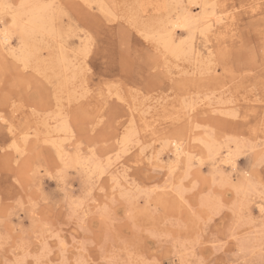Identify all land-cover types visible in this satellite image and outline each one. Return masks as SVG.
I'll return each mask as SVG.
<instances>
[{"label":"rangeland","instance_id":"374dc122","mask_svg":"<svg viewBox=\"0 0 264 264\" xmlns=\"http://www.w3.org/2000/svg\"><path fill=\"white\" fill-rule=\"evenodd\" d=\"M39 11L22 44L13 18ZM185 12L199 25L176 30L181 56L145 37ZM3 29L0 264L264 261V0H0ZM124 29L139 57L127 70ZM176 142L191 158L172 170ZM227 151L234 166L218 164Z\"/></svg>","mask_w":264,"mask_h":264},{"label":"bare ground","instance_id":"6f19581e","mask_svg":"<svg viewBox=\"0 0 264 264\" xmlns=\"http://www.w3.org/2000/svg\"><path fill=\"white\" fill-rule=\"evenodd\" d=\"M36 9H38V8H34V10H36ZM24 10H26V9H24ZM22 11H21V13H22ZM24 12H26V11H24ZM28 13H30V12L27 11L26 14H28ZM33 15H35V16L32 19L30 18L31 20L29 22L27 21L28 22L27 25H24L25 23L23 22L24 23L23 24L24 26L23 25H20L19 26L20 23H19V20L17 18L15 19V23H12L11 29H16L18 31V33L20 34V38H21L22 44H25V45L27 44V41H28L29 37L31 36L32 32H34V31H39V32L43 31L42 29H43V26H44V20L45 19L42 18V16H41L42 14L39 11L36 14H33ZM222 15H224V12H222L220 14L214 13V14H212L211 18L210 17H206L208 19V21H207V25L208 26L205 25L206 28L205 27L204 28L208 31L209 27L211 28V27H214L215 25H219V24L223 23L222 21H223V17L224 16H222ZM191 17L188 16L186 14V12H185V14H182L181 16L166 17L165 19H162L159 22H157V24H156V26L154 28L151 26L150 27L151 28V32L145 31V37L148 38L153 33H156L157 36L159 37V40L158 41L161 44V46L163 47L164 52L166 54H169L171 56H181L184 53V49L182 48V46L176 45L175 38H174L175 32H176V30H179V29L180 30H184V29H187L188 30L191 27V25L194 24L192 22V18ZM206 18L204 19L203 22H205V20H207ZM198 25L199 24L196 25V21H195V25H192V26H197L198 27ZM207 27H208V29H207ZM196 29H194V30H196ZM192 32H194V31H192ZM11 40H12V35H11L10 30L3 29V30L0 31V53H1V55L3 54V51L4 50H6V49H8L10 47ZM30 47H32V46H30ZM22 48H23V46H22ZM24 48L26 49L27 47L24 46ZM30 50H31V48H30ZM33 59L34 58L32 56V53L27 52V51L26 52H22L21 55L19 56V62L21 63V61H26L27 62V65H29V63L33 62ZM21 64H23V63H21ZM23 66H24V64H23ZM3 69H5V68L3 67L2 61H0V76L4 72V71H2ZM16 77H17V74H16V76H14V78L17 80ZM173 144H171V145H173ZM190 154H191V152H190L187 144H184V143H181V142H176L175 145H174V150H173L174 161H175L176 164H173L171 166V169L173 170L176 167H178L177 165L180 162H182L183 160L190 159L191 158ZM198 160H200V158H198ZM188 163H189V161H188ZM218 164L219 165L220 164H222V165L226 164V165L234 166V162L232 161V158H231V153L229 151L225 152L224 155L218 161ZM231 169H233V168H231Z\"/></svg>","mask_w":264,"mask_h":264},{"label":"snow or ice","instance_id":"6c2138e0","mask_svg":"<svg viewBox=\"0 0 264 264\" xmlns=\"http://www.w3.org/2000/svg\"><path fill=\"white\" fill-rule=\"evenodd\" d=\"M90 6V5H88ZM8 7V6H5ZM20 8H25L27 7V5L25 4H21L19 5ZM6 22V21H5ZM13 23H15V19L13 18ZM119 40H120V46H121V55L124 58V60L126 61L125 63V69L127 70L128 67L133 66L135 62H137L139 60L138 56H135L133 53V50L131 48L130 45V36H129V32L127 29H124L121 31L120 36H119ZM88 54L87 50H85L84 55L86 56ZM21 63L24 64L25 69H27V62L26 61H21ZM36 87H39V85H35ZM29 88L33 87V84L29 83L28 84ZM81 117V114H77V118L79 119ZM84 118L87 119V115L85 114ZM103 120H99L98 122L94 123L93 127L95 129V127H97L98 124H103ZM90 152L93 153V156H90L89 159H94L95 158V149L94 148H90L89 149ZM60 163L64 165V167H68L69 165L67 164V161L64 158L63 155V151L60 150ZM54 167L59 168V171H55L53 172V174L51 175L52 179H56V180H62L64 178V168L60 167V165H54ZM18 204H21V202H17ZM218 207L222 208L223 205L222 204H218ZM261 212L264 213V207L261 208ZM212 215H215V209H213ZM211 221V216L208 217V220L205 221L204 226L207 227L208 223H210ZM199 241V236H197L196 240L194 241V243ZM21 243H23L26 247L29 245V241L27 240H23L21 241ZM6 264H47V261L43 258V254L37 255L36 257H33L32 260H27V259H16L13 260L11 262H6ZM77 264H87V262H77ZM105 264H119L118 261L115 260H110V261H106ZM189 264H194V262H189ZM199 264H213V262L211 260H204L201 259L199 260ZM261 264H264V261L261 262Z\"/></svg>","mask_w":264,"mask_h":264}]
</instances>
